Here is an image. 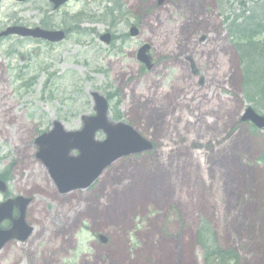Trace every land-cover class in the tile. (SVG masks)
<instances>
[{
  "label": "rangeland",
  "instance_id": "374dc122",
  "mask_svg": "<svg viewBox=\"0 0 264 264\" xmlns=\"http://www.w3.org/2000/svg\"><path fill=\"white\" fill-rule=\"evenodd\" d=\"M218 2L71 0L52 12L46 0H0V32L69 31L59 44L0 38V175L9 186L0 203L32 199L34 228L24 245L2 249L0 264H160L164 248L169 264H264V133L240 121L252 106ZM131 24L139 38L100 40L128 35ZM142 41L152 45L150 70L135 57ZM91 93L108 98L109 120L130 125L152 150L60 196L34 142L53 122L79 131L94 116ZM142 177L146 198L114 220L122 206L113 201L121 193L119 205L127 201Z\"/></svg>",
  "mask_w": 264,
  "mask_h": 264
},
{
  "label": "water",
  "instance_id": "95a60500",
  "mask_svg": "<svg viewBox=\"0 0 264 264\" xmlns=\"http://www.w3.org/2000/svg\"><path fill=\"white\" fill-rule=\"evenodd\" d=\"M24 2L26 0H17ZM53 9H57L68 0H49ZM159 4L163 0H158ZM18 35L43 39L48 42H59L64 38L62 32H47L40 29L28 30L24 28H8L0 37ZM131 35H135L134 30ZM106 44L109 36L101 38ZM148 47H143L138 53V60L150 69L145 52ZM94 100L95 117L84 118L83 128L79 132H65L59 123L53 124V129L40 136L35 144L38 146L37 158L47 168L58 191L65 194L72 190L85 189L97 179L102 171L119 158L149 151L151 146L127 125L118 123L110 124L107 121L106 100L98 94H92ZM242 121H250L258 128H264V117L257 116L251 109H247ZM102 131L106 140L102 143L94 140V134ZM72 150L78 151V157H69ZM6 188L0 182V192ZM29 200L18 197L8 200L0 205V223L6 219L11 220L12 228L0 231V249L10 240L25 241L31 233L24 223V213ZM13 207L20 213L15 221L11 219ZM102 242L105 240L100 238Z\"/></svg>",
  "mask_w": 264,
  "mask_h": 264
},
{
  "label": "trees",
  "instance_id": "16d2710c",
  "mask_svg": "<svg viewBox=\"0 0 264 264\" xmlns=\"http://www.w3.org/2000/svg\"><path fill=\"white\" fill-rule=\"evenodd\" d=\"M222 1L227 36L238 55L242 96L264 114V0ZM209 232L205 225L197 231V239L201 242Z\"/></svg>",
  "mask_w": 264,
  "mask_h": 264
},
{
  "label": "bare ground",
  "instance_id": "6f19581e",
  "mask_svg": "<svg viewBox=\"0 0 264 264\" xmlns=\"http://www.w3.org/2000/svg\"><path fill=\"white\" fill-rule=\"evenodd\" d=\"M3 113H4V118L8 120V122L11 121H14L15 120V111H14V106L11 105V104H8V106L6 107V109H3ZM20 127V126H18ZM24 143H21V150L23 148V150H25L26 154L22 157L23 159H25L27 157V152H28V149L27 147H24ZM30 165V164H28ZM145 180L143 177L139 180L138 184L135 183L134 184V187L132 189H126V192L129 194V199H127V201H124L121 205L120 204V201H123L124 198L120 199L121 198L120 196L123 195L121 193V195L119 194V198L117 201H113V204H115L116 207L118 206H122V209L120 211H117V209H115L114 211V215L112 216V218H114V220L118 219V217H121L123 216L127 211H129L132 207V205L136 202H142L145 198H146V195L144 193V184H145ZM114 206V207H115ZM171 261H170V254H169V251L167 248H164L162 250V253H161V259H160V264H169Z\"/></svg>",
  "mask_w": 264,
  "mask_h": 264
},
{
  "label": "flooded vegetation",
  "instance_id": "af4514ba",
  "mask_svg": "<svg viewBox=\"0 0 264 264\" xmlns=\"http://www.w3.org/2000/svg\"><path fill=\"white\" fill-rule=\"evenodd\" d=\"M137 28H138V34H137L136 38H139L142 35V30L140 29V27H137ZM145 43H146L145 41H142V44H145ZM150 48L152 49V46H150ZM149 53H150V51H149ZM7 183H8V180H7Z\"/></svg>",
  "mask_w": 264,
  "mask_h": 264
}]
</instances>
